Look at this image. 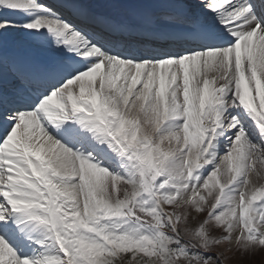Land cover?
Returning a JSON list of instances; mask_svg holds the SVG:
<instances>
[{
    "label": "snow or ice",
    "instance_id": "snow-or-ice-1",
    "mask_svg": "<svg viewBox=\"0 0 264 264\" xmlns=\"http://www.w3.org/2000/svg\"><path fill=\"white\" fill-rule=\"evenodd\" d=\"M259 249L264 0H0V264Z\"/></svg>",
    "mask_w": 264,
    "mask_h": 264
},
{
    "label": "rangeland",
    "instance_id": "rangeland-1",
    "mask_svg": "<svg viewBox=\"0 0 264 264\" xmlns=\"http://www.w3.org/2000/svg\"><path fill=\"white\" fill-rule=\"evenodd\" d=\"M106 12H112L111 9L104 8ZM232 258L224 260V264H264V249L256 250L252 253H229Z\"/></svg>",
    "mask_w": 264,
    "mask_h": 264
},
{
    "label": "bare ground",
    "instance_id": "bare-ground-1",
    "mask_svg": "<svg viewBox=\"0 0 264 264\" xmlns=\"http://www.w3.org/2000/svg\"><path fill=\"white\" fill-rule=\"evenodd\" d=\"M100 11L105 12V13H111V12H106V11L104 10V8H101ZM221 155H222V154H221ZM224 179H227V177L225 176Z\"/></svg>",
    "mask_w": 264,
    "mask_h": 264
}]
</instances>
